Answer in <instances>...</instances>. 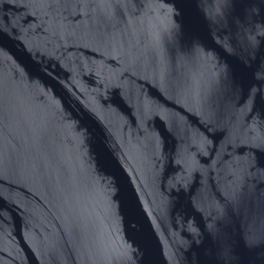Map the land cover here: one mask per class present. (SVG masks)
I'll return each mask as SVG.
<instances>
[{
	"label": "water",
	"instance_id": "obj_1",
	"mask_svg": "<svg viewBox=\"0 0 264 264\" xmlns=\"http://www.w3.org/2000/svg\"><path fill=\"white\" fill-rule=\"evenodd\" d=\"M0 264H264V0H0Z\"/></svg>",
	"mask_w": 264,
	"mask_h": 264
}]
</instances>
